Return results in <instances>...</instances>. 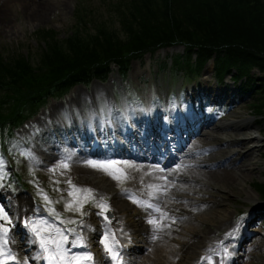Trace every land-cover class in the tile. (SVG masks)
<instances>
[{"label": "rangeland", "instance_id": "rangeland-1", "mask_svg": "<svg viewBox=\"0 0 264 264\" xmlns=\"http://www.w3.org/2000/svg\"><path fill=\"white\" fill-rule=\"evenodd\" d=\"M2 1L4 0H0V52L9 55L16 52L27 53L29 50L37 54L36 46L38 43L35 31L40 28H53L59 32L60 36H66L70 32V28L74 22L73 14L77 6L80 8L85 6L87 9H92L90 14L93 15L95 13L98 17L101 13L105 12V16L107 17L108 14H111L108 10L109 5H113L119 0H27V2L25 0H10L6 6L1 5ZM29 2L41 3L46 6V10L34 16L35 5H31ZM27 4L28 6L26 7L25 5ZM182 50L183 47L177 45L172 48L161 49L155 56L148 54L145 58L132 62L131 69L125 80H122L119 74L115 72L104 83L93 82L88 86H79L72 95L62 97L61 118L63 122H69L70 128L64 132V135H59L57 139L39 128L41 120L39 116L45 118V114L39 113L33 117L31 113H28L27 117H31V119L26 120V117L19 126H15V130L11 133L10 137L6 135V143H0V158L4 160V171L7 173L6 179L0 182L3 183V187H0V194H6V196L14 198V193L17 196L18 192L21 193L25 197V205H28L25 212L40 213L38 217H43L47 216V213L41 212L39 208L40 201L44 205L43 208L45 210L42 196L38 194V189H43L49 198L53 200V206L57 212L61 213L62 218L83 219L85 224L87 218L93 216L95 224H99L96 228L95 237L101 256L104 250L99 240L101 234L106 231V228L103 225V216L97 215L100 209L89 202L83 207V211L86 213L83 217H80L78 213L65 212L64 201L61 200V195L65 193V199H67V192L55 191L56 188L63 190V187L67 186L65 181L70 177L73 184L93 189L95 199L99 200L101 197L104 199H115L114 205L116 203L123 210H127L125 211L127 219L130 220L133 228L138 229L136 232L137 245L131 255L130 264H151L156 255L153 244L157 240L159 241L156 243L158 247L167 248L168 251H173V253H177L178 248L184 245L189 246L191 243L188 247L189 252L187 253L191 257L190 259L182 258L175 259L174 261L171 258V262L196 264L199 261L197 254L200 251V247L198 248L196 244H201L200 239L203 240L200 246L204 242L208 243L205 244L204 252H202L204 256L212 255L215 264H217L218 255L216 253H219L217 241L225 235L231 236L228 234L232 233L235 228L239 229L240 233L246 231L247 238L240 249L232 252L233 258L228 264H264V200L258 195L255 187L257 182L264 183V120L258 118L257 114L252 111L251 105L256 95L251 90H238L230 82L225 83L223 86L218 84L212 61L206 65L201 77H195L191 80L185 78V81L181 77L184 70L174 67L170 72L167 67L163 65V68L160 67L162 63L170 62L172 54L182 52ZM160 69L163 70L160 71ZM232 70L235 72L236 68ZM252 72L256 76H260L258 69H254ZM245 78L246 76L243 79ZM183 83H185V86L180 98H178L177 93ZM159 85L164 89H167V87L171 89L172 95L168 102H157L155 100V91ZM151 86L153 87V95H151ZM219 89L221 93L216 95ZM165 94H167L166 90ZM140 97H143L144 100L142 101ZM229 101L234 102L233 104H229ZM61 105H58V107ZM88 110L94 113L95 126L93 128H95L96 134L93 140L90 138L89 141L85 142L82 138L87 136L80 135L75 127L77 126L88 133L91 132L92 127L89 123L85 124L84 122L80 123L74 120L76 118L80 120L83 114L87 115ZM138 110H143L144 114L150 112L155 122L157 124L160 123L158 129L155 128L154 130L156 133L165 131L164 126L168 124L173 123L174 125L178 118L181 121L184 119L189 121V118L192 116L193 118H198L200 114H205L208 118L207 121H210V118L214 116V124H205L202 129L198 130V133L196 132L195 135L190 136L188 140L190 142L189 146L195 140L193 136H201L205 139L209 135H213L215 139L211 141V144L222 147L224 153H234L238 149L236 146H229L223 143L227 140H233L235 137L244 140L257 136L258 141L251 144L248 142L241 147L240 150L243 154L253 148L251 154L246 155L245 160L240 157L239 153L229 161V168L233 169L236 175H241L239 181L223 185L222 183H213L212 181L202 179L204 180L203 182L192 185L195 189L190 190L191 195L182 198L181 196L185 195V192L181 189H178L174 193L175 195L168 194L166 198L174 204L170 207V211L167 214L169 217H174L175 220L174 223L170 219L163 221V223L170 224L171 226L156 231L154 226L148 223L149 219L155 215L154 210L133 202V198L149 202L146 197H143V192L137 188L140 191L139 193L131 184L132 179L138 176L135 170L127 169L128 179L125 180L123 185H120L104 172L95 170L85 163L88 160L112 159L124 161L133 159L131 150L135 147V144L125 136H120L119 143L130 154L118 156L112 148H109V151L102 153V155H96L93 152L86 153L82 159V165L87 170L86 175L75 171L72 164L73 160L68 161L70 165L68 170L60 169L55 173L49 171V169L54 168L66 156H70L71 159L75 158L74 152H82V147L89 149L95 148L97 145L103 147L105 137L98 136L99 134H97L100 133V128L105 133L112 128L121 135H124L128 131L124 120L127 115H132V111ZM48 114H50L49 110H47ZM109 123H111V127ZM226 123H236V126H233L234 129H227L221 125ZM138 128L142 133L141 136L147 138L151 147L159 144V148L164 154L161 157L162 160L168 159L169 154L167 153L166 139L163 141L160 137L145 135V132H148V130L143 129L141 125H138ZM164 133L165 138L170 134L169 132ZM172 135L174 136V147L177 146L176 142L179 139H186L187 137L182 132L179 135ZM54 141L59 143L58 145L62 150L68 148H71V150L65 154H61L57 159H46L42 155L44 151L47 152L44 148L47 145H51ZM139 142L142 141L140 140ZM195 146L193 144L192 149L185 148L181 151H175V154L178 158H185L188 156L187 153L197 149ZM22 153H30V155H22ZM197 156H203L211 162L214 161L213 164L208 162L207 165H202L201 168L203 169L210 168V165L212 167L216 166L217 162L222 158L217 155L215 159H208L211 156L210 153H206L205 155L196 154L193 158L195 159ZM132 162L137 163L139 160H133ZM149 163L152 166L158 165L159 168L163 164L162 162L152 160ZM38 164L42 166L39 167ZM221 165L219 163V166ZM242 165H246L247 169ZM61 172L64 174L61 175ZM16 174L26 178V181L23 183H25L29 192H24L25 190L22 185L19 184L21 179L17 180ZM93 177L95 179H92ZM167 177L170 182L174 183L173 187H177V184L181 182L185 185L192 183L189 179L172 178L170 172H167ZM137 179L139 181L138 186L144 190L149 191L151 189L147 185L156 184L145 176H138ZM141 179H143V182H141ZM55 180H59L60 183L58 185L55 184L53 182ZM221 186L226 188H222ZM11 188L14 195L11 193L12 191H8ZM129 188L132 189V194L123 191V189ZM249 194H252L253 199L261 206L257 212H254L255 202L249 197ZM1 199L0 204L4 205L5 211L8 212L14 226L11 227L9 232V235H11L9 241H11L13 239L12 235L17 236L15 234L16 223L14 221L16 220V211H14V208L18 204L11 201L6 203ZM56 201L60 202L55 203ZM119 202H123L124 207H121ZM21 209L24 210L25 208ZM111 213L112 216L117 215L114 210ZM227 216L232 217V225L230 224L229 227L223 228L221 219ZM243 218H246L247 221L244 222ZM48 219L52 220L51 217H48ZM124 219L122 218L121 220ZM240 219L243 224H238ZM142 226H146L147 228V231L143 234L139 232V228ZM68 227H75L77 233L83 235L85 238L84 225L70 224ZM195 232L198 234H195ZM153 235H156L158 238L154 240ZM69 238L72 239L71 236ZM25 242L27 241L22 240L21 244L18 243V252L16 254L19 257H31L35 255L32 254V246L28 242L27 245H24ZM230 242L231 240L229 239L228 243ZM210 248L215 249V252L210 253ZM73 251L82 250L73 249ZM36 263H38L37 260L30 259V264ZM157 264L171 263L160 261ZM201 264H208V262L202 260Z\"/></svg>", "mask_w": 264, "mask_h": 264}, {"label": "trees", "instance_id": "trees-1", "mask_svg": "<svg viewBox=\"0 0 264 264\" xmlns=\"http://www.w3.org/2000/svg\"><path fill=\"white\" fill-rule=\"evenodd\" d=\"M108 10L107 17L77 10L68 37L53 28L36 30L35 55L0 52V130L50 95L106 80L114 65L124 76L133 59L175 44L185 46L175 64L200 72L214 59L220 80L232 73L243 90L255 91L252 111L264 116V0H119ZM255 185L264 198V183Z\"/></svg>", "mask_w": 264, "mask_h": 264}, {"label": "snow or ice", "instance_id": "snow-or-ice-1", "mask_svg": "<svg viewBox=\"0 0 264 264\" xmlns=\"http://www.w3.org/2000/svg\"><path fill=\"white\" fill-rule=\"evenodd\" d=\"M22 155H30V153H22ZM71 159L70 156H66L60 161L54 168L49 169V171L55 173L56 171L63 169L68 170L70 165L68 161ZM89 167L104 172L106 175L116 180L120 185H123L126 179H128L127 169L136 168L139 169L138 165L130 163L127 160H88L85 162ZM187 165L176 164L174 169L169 171H181ZM5 164L3 158H0V182H3L7 173L4 171ZM152 171H161L164 169L159 168V166H154ZM64 173L61 172V175ZM151 172L145 175H150ZM164 183L162 185L149 184L147 187L152 191L149 193L150 196H155L158 192L166 193L168 188L172 186L169 182L167 176L158 177ZM55 184H59V180L53 181ZM143 182V179H141ZM67 188L61 190L56 188L55 191H66L67 199L63 196L61 200L64 201V211L78 213L80 217H83L86 213L83 211L85 204L91 202L95 207L100 209L97 215L103 216L105 222L110 224L111 221L108 218L107 213L110 211V206L107 204L106 200L101 197L99 200L95 199L94 190L88 187H80L73 184L71 178L69 177L65 181ZM0 187H3V183H0ZM123 191L128 192L130 190L123 189ZM38 194L42 196L45 204V211L47 216L37 217L35 219L29 218L23 222L22 227H24L31 235L29 243L38 246V251L35 255L28 257H19L13 252L12 248L9 247V232L12 225V220L5 211L4 205L0 204V264H30L31 260H43L45 264H95V258L90 251H73V249H88V245L85 242L83 235L77 233L75 227H68V225H81L83 226V219H67L62 218L61 213L57 212L53 206V200L49 198L48 194L43 191V189H38ZM131 198V197H130ZM56 201L55 203H59ZM133 202L139 204L142 207L152 208L154 212L159 214V217L153 216L149 219L148 223L154 226L156 231L161 230L164 227H170V224H165L163 221L171 220L174 223L175 218L169 217L168 214L163 211L159 206L153 205L150 202L139 200L133 198ZM48 217H51L50 221ZM63 226V227H62ZM228 235H232L229 233ZM72 237L70 239L69 237ZM156 235H153V239H157ZM99 242L103 245V250L106 253L111 264H124L123 257L120 255V245L119 241L115 238V233L111 229H107L101 234ZM223 241H221V245ZM210 253H214L215 249H209ZM224 258L229 256L228 249L223 248ZM219 255V253H216ZM203 261H207L208 264H215L212 255H207L201 258ZM220 264H224V260L220 261Z\"/></svg>", "mask_w": 264, "mask_h": 264}, {"label": "bare ground", "instance_id": "bare-ground-1", "mask_svg": "<svg viewBox=\"0 0 264 264\" xmlns=\"http://www.w3.org/2000/svg\"><path fill=\"white\" fill-rule=\"evenodd\" d=\"M21 1H23V0H21ZM25 1L27 2V0H25ZM7 2H10V0L2 1L1 5L6 6ZM29 3L31 5H35L34 16L39 15L46 10V6L41 4V3H35V2H32V3L29 2ZM25 6L27 7L28 4ZM96 83L100 84V82H96ZM75 90H76V88H74L69 95H72V93L75 92ZM62 102H63L62 100L57 101L54 104V106L56 107L57 105H61ZM204 122H209V121H204ZM212 124H214V123H212ZM221 125L227 129L228 128L234 129L233 126H236V123H226V124H221ZM175 130H176V128L174 129V131ZM189 134H191V132H189ZM193 138H195V140L190 144V146H189L190 142H188V141H183L180 144V146L177 143L178 150H183L185 148L192 149L193 144H194V146L196 144L195 147H197V149L195 151H191V152L187 153L188 156L185 158H175V157L173 159L169 158L167 163L163 164L161 167L162 169H164L163 172L152 171L154 166H152L149 163V162H151V160L157 161V162H162L161 157L164 154L162 153V150H160L158 146L154 147L155 152L153 153V155H151V153L149 154V151L151 150L149 148H151V147L146 146V145H142V143H139V144H137L136 147H133L131 150L132 151L131 156L133 157V159L127 160L130 163H133L132 162L133 160H137V161L139 160V162L133 163V164L141 166V167H139V169H136V168H132V169L137 172L138 176H145V177H147V179L151 180V182H154L157 185H162L164 183L162 180H159L158 177L167 176V172H170L169 171L170 169H174L176 164L187 165V167H184L179 172L171 171L170 173H171L172 178L189 179L192 181V183H188L189 185L188 184L185 185L181 182V183L177 184V187H173L174 183L171 182L172 186L170 188H168L166 193L158 192V193H156L155 196H150L149 193L152 190H149V191L144 190L143 188L138 186V182H139L137 179L138 176H135V178H133L131 181V184L133 185L134 189L139 188L143 192V197H146L148 199V201L150 203H152L153 205L159 206L166 213H168L170 211L169 210L170 207L173 206V204H174V203L172 204V202L170 200H168L166 198V196L168 194L175 195L174 193L178 189H181L182 191L185 192V195L181 196L183 198L184 196L191 195L190 190L195 189L194 187H192L193 184L201 183L204 180L212 181L213 183H222L223 185L224 184H231L234 181H239V179L241 178V175H236L235 171L233 169L229 168V161H231V159L239 153H240V157L245 160L246 155L251 154V151L253 150V148L248 150L245 154H243V152L240 150L241 147L246 145L248 142H249V144H251L252 142L258 141L257 137H254V138L250 137V138H247L244 140L235 137L233 140H227L225 142V144L226 145L228 144L229 146H231V145L236 146L238 148L237 151L234 153H230V152L224 153L222 150V147H220L219 145L217 146L215 144H211V141L215 139V136H213V135H209V137H206L205 139H204V137H201V136H193ZM83 140L86 142V141H89L90 138L85 137ZM58 144H59L58 142L54 141L51 145L45 146L44 149L47 152L44 151V153L42 155H44L46 159H57L61 154H63V153L65 154L67 151L71 150V148H68L66 150H62ZM113 151L115 153H117L118 155L119 154H121V155L129 154L128 150L119 149L118 147H116ZM89 152H91V151H89L88 148H83V151L79 152V153L74 152L75 158H73L72 164L75 168V171L78 173H81L82 175H86V172H87L85 166L82 165V159H83V156ZM104 152H106V151H104ZM102 153L103 152H99V155H101ZM206 153L211 154L210 158H208V159H211V158L215 159V156L217 157V155H219L218 157H222V158L219 160V162H217L216 166L212 167L210 165V168L203 169V168H201L202 165H207L208 162L210 164H213L214 161L211 162V161L207 160L206 158H204L203 156H201V157L197 156L194 159L193 156H195L196 154L205 155ZM219 163H221L222 165L219 166ZM242 166L245 167V169H247L246 165H242ZM242 166H241V168H242ZM168 167H170V168H168ZM239 170H241V169L239 168ZM149 172H151L150 175H145L146 173H149ZM92 179H95V177H93ZM202 179H204V180H202ZM222 188H226V187H222ZM128 190H130V191H128L129 193L132 192L131 188H129ZM186 190H188V191L186 192ZM139 193H140V191H139ZM121 195H123V194H121ZM176 195H178V194H176ZM249 197L255 202L254 212H257L261 206L259 205V203L255 199H253L252 194H249ZM119 203H120L121 207H124L123 202H119ZM22 205H23V203H22ZM124 210L127 211L126 209H124ZM154 216H156L158 218L159 214L155 212ZM231 220H232L231 216L230 217H228V216L223 217L221 219V224L223 225V228L229 227L230 224H232ZM243 221L246 222L247 219L243 218ZM89 227H91L93 229L95 228L93 225H90V224H89ZM131 227H133V226L131 225ZM137 231H138V229H137ZM145 231H147L146 226H142L141 228H139V232H141L142 234ZM186 234H188V233H186ZM195 234H198V233L195 232ZM199 241L202 244L203 240L200 239ZM157 242H159V241L157 240ZM156 243L153 244L154 245L153 248L156 250V252H155L156 255L153 258L151 264H157V262H160V261H165V263L178 264L179 262L173 263V262H171V260L173 259L175 261V259H182V258L183 259H190L191 258L189 255H187V253L189 252L188 247L191 245V243L189 246L184 245L183 247L178 248L177 253H173V251H168V249L164 248V247L159 246L160 247L159 248ZM205 244H208V243L204 242L203 243L204 247L206 246ZM200 245L196 244V246L198 248L200 247V251L197 254L198 256H199V253L202 252L204 249L203 245L202 246H200Z\"/></svg>", "mask_w": 264, "mask_h": 264}]
</instances>
